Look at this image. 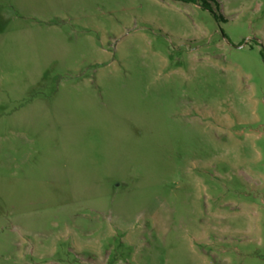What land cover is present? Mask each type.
<instances>
[{"label":"rangeland","instance_id":"obj_1","mask_svg":"<svg viewBox=\"0 0 264 264\" xmlns=\"http://www.w3.org/2000/svg\"><path fill=\"white\" fill-rule=\"evenodd\" d=\"M0 0V264H264V0Z\"/></svg>","mask_w":264,"mask_h":264},{"label":"trees","instance_id":"obj_2","mask_svg":"<svg viewBox=\"0 0 264 264\" xmlns=\"http://www.w3.org/2000/svg\"><path fill=\"white\" fill-rule=\"evenodd\" d=\"M185 1H193V2H199L200 0H185ZM201 5L205 8V9H210L213 11L212 5L210 4L209 0H201Z\"/></svg>","mask_w":264,"mask_h":264}]
</instances>
